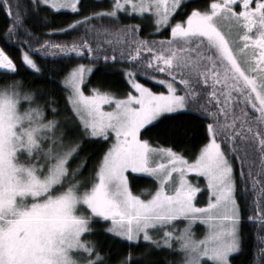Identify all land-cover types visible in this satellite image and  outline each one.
<instances>
[{"label": "snow or ice", "instance_id": "snow-or-ice-1", "mask_svg": "<svg viewBox=\"0 0 264 264\" xmlns=\"http://www.w3.org/2000/svg\"><path fill=\"white\" fill-rule=\"evenodd\" d=\"M45 5L80 7L79 0H0L3 36L21 52L18 64L0 46V264H109L92 238L98 225L127 242L118 264H139L131 249L142 242L147 251H174L178 264H232L245 249V210L256 229L248 264H264V0H211L186 19L174 15L184 0H111L109 9L49 29L76 30L70 41L40 38L26 24ZM165 29L170 36L157 39ZM41 56L88 60L51 69L46 83L63 94V110L54 91L20 79L21 66L34 76L48 71ZM101 60L126 62L129 90L92 86ZM181 111L204 121L191 150L147 138L162 117ZM85 142L106 146L87 173ZM137 173L153 178L154 188L134 192ZM239 183L245 193L251 185V209L238 201Z\"/></svg>", "mask_w": 264, "mask_h": 264}, {"label": "trees", "instance_id": "trees-1", "mask_svg": "<svg viewBox=\"0 0 264 264\" xmlns=\"http://www.w3.org/2000/svg\"><path fill=\"white\" fill-rule=\"evenodd\" d=\"M27 2V0H25ZM186 7L178 10L175 13L176 19H186V14L190 13L192 8H204L211 3V0H184ZM78 13L72 10H55L48 6H42L39 13H30L26 18V24L31 27L34 33L40 38H50L55 41L72 40L76 36V30H69L67 32H53L49 35V29H60L73 22L74 19H79L81 16L88 15L93 11H101L109 9L111 6V0H79ZM124 23H138L139 21L133 18L123 17ZM8 26V19L3 11H0V46L7 44V51L11 53L20 63L21 52L17 44L6 40L3 33ZM82 31V28L79 29ZM142 35L145 33L142 32ZM170 36V29H165L161 35L157 36V39ZM147 55V54H145ZM84 62L88 63L87 59L80 61L73 57L67 58H51L41 56L39 63L43 65L48 71L42 76H34L31 74V70L21 66L19 72L21 73L20 79L29 88H47L56 93L59 100V106L61 110L65 107V101L63 94L59 92L58 88L46 83L47 80L52 79L51 69L61 67H71L75 63ZM126 62H109L105 64L102 60L93 67V73L89 76L92 81L93 87H101L111 90L116 93H124L129 90L127 79L123 74V68ZM141 82L147 86L152 87L153 90H164L161 85L156 84L154 81L140 78ZM204 121L201 116L193 111H181L179 113L168 114L167 118H161L157 127L153 128L147 133V138L153 141L159 140L161 144H164L166 140L171 139L178 142L177 150H191L202 139L204 134L203 129ZM106 146L102 142H85L81 155L88 157V166L85 168V173L88 169L94 165L102 156L103 150ZM254 169L258 167V161L253 165ZM235 171L239 180L240 165L239 162L235 163ZM247 172V167L244 169ZM255 174V173H254ZM259 179V177H257ZM131 186L134 192H141L143 189L154 188L153 178L145 175L133 174L131 179ZM237 198L240 202L242 209H251L253 207L254 194L251 191V185L249 183L248 192H244L243 183L238 184ZM247 210H245V220L243 221V236L245 239V249L243 252L236 254L232 257V264H248L253 258V248L255 244V232L254 225L246 219ZM97 235L92 237L95 239L105 253H107L111 259L109 264H118V261L125 258L129 253V248L126 241H122L118 237H113L111 234L104 232L102 226L98 225L96 228ZM148 246L145 243H141L139 247L131 249L132 259L139 261V264H178L180 256L174 251L168 249H155L152 248L147 251Z\"/></svg>", "mask_w": 264, "mask_h": 264}, {"label": "rangeland", "instance_id": "rangeland-1", "mask_svg": "<svg viewBox=\"0 0 264 264\" xmlns=\"http://www.w3.org/2000/svg\"><path fill=\"white\" fill-rule=\"evenodd\" d=\"M60 10H70V9H60ZM137 175L148 176L147 174H141V173H137ZM189 179L195 181V179H196L195 174H189ZM200 180H203V178L201 177ZM198 197H199L200 203L206 202V196H201L198 193ZM178 228H183V224L178 225ZM195 235L197 238H200L204 235V226L201 225L199 222H197V224L195 226Z\"/></svg>", "mask_w": 264, "mask_h": 264}]
</instances>
